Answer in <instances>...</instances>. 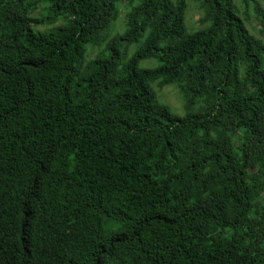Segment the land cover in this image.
<instances>
[{
	"label": "trees",
	"instance_id": "16d2710c",
	"mask_svg": "<svg viewBox=\"0 0 264 264\" xmlns=\"http://www.w3.org/2000/svg\"><path fill=\"white\" fill-rule=\"evenodd\" d=\"M252 19L264 0H0V264H264Z\"/></svg>",
	"mask_w": 264,
	"mask_h": 264
},
{
	"label": "rangeland",
	"instance_id": "374dc122",
	"mask_svg": "<svg viewBox=\"0 0 264 264\" xmlns=\"http://www.w3.org/2000/svg\"><path fill=\"white\" fill-rule=\"evenodd\" d=\"M127 9L124 5L120 6V16L118 21L114 24V27L112 28V31L110 32L109 36L110 38H113L114 36L120 35L124 32L125 30V14L127 13ZM202 16V11L199 9L198 5L194 2H190L189 9L186 15V21L188 28L191 31H196L201 29L200 25V18ZM250 29L252 33L257 35L258 37L264 39V36L260 35V28L256 25L254 22V19H252V22L250 23ZM104 45L98 47L95 51H92L89 55L92 58H95V55H97L98 51L101 49H104ZM137 46L134 45L130 47V49H133L132 53L136 51ZM130 54L131 56L134 54ZM129 56V57H131ZM158 65V62L156 60H146L141 62V68H153ZM154 89L158 92V95L160 97V100L166 104L171 111L180 117H183L185 114L184 111V101L182 98V95L180 93V90L176 86L172 87H166L164 89H160L156 84L154 85Z\"/></svg>",
	"mask_w": 264,
	"mask_h": 264
}]
</instances>
